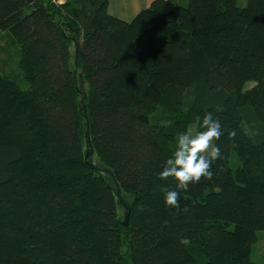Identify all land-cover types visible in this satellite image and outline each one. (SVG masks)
Returning <instances> with one entry per match:
<instances>
[{
	"label": "trees",
	"instance_id": "trees-1",
	"mask_svg": "<svg viewBox=\"0 0 264 264\" xmlns=\"http://www.w3.org/2000/svg\"><path fill=\"white\" fill-rule=\"evenodd\" d=\"M183 1L153 0L126 22L109 0H0L27 84L0 74V264H256L264 0ZM79 75L94 155L132 200L127 226L84 163ZM208 112L224 130L221 158L168 207L162 188L175 181L157 174Z\"/></svg>",
	"mask_w": 264,
	"mask_h": 264
},
{
	"label": "clouds",
	"instance_id": "clouds-1",
	"mask_svg": "<svg viewBox=\"0 0 264 264\" xmlns=\"http://www.w3.org/2000/svg\"><path fill=\"white\" fill-rule=\"evenodd\" d=\"M223 134L224 130L219 119L214 118L213 114L208 112L203 116L198 127L176 135L173 153L157 174L160 180L171 178L175 181L174 190L162 188L166 206L179 208L180 191H187L190 183H198L202 177L211 179V165L221 158V149L215 141L219 140ZM228 137L233 139L235 132H229ZM179 242L181 244L190 243L186 238Z\"/></svg>",
	"mask_w": 264,
	"mask_h": 264
},
{
	"label": "rangeland",
	"instance_id": "rangeland-1",
	"mask_svg": "<svg viewBox=\"0 0 264 264\" xmlns=\"http://www.w3.org/2000/svg\"><path fill=\"white\" fill-rule=\"evenodd\" d=\"M153 0H147V3L143 5L140 9L146 8L150 2ZM171 3L186 6V3L183 0H167ZM246 0H238L237 5L239 7L245 6ZM128 7H124L122 4H116L115 0L112 2V6L108 10L109 14L115 16L119 19H122L126 22H129L135 14L132 13H124L123 9H127ZM19 61V48L8 34L7 31L0 30V74L8 75L10 78L19 82V84L26 88L27 84L22 80V74L18 67ZM254 85V82H247L244 85V89H248ZM196 123H192L189 129L195 128ZM240 166L238 159L235 154L232 153L230 156V167L234 170ZM251 260L256 264H264V231L256 232V242L251 247Z\"/></svg>",
	"mask_w": 264,
	"mask_h": 264
},
{
	"label": "water",
	"instance_id": "water-1",
	"mask_svg": "<svg viewBox=\"0 0 264 264\" xmlns=\"http://www.w3.org/2000/svg\"><path fill=\"white\" fill-rule=\"evenodd\" d=\"M27 5L31 4L32 2L36 0H23ZM75 66H76V61H75ZM78 93L80 95V101L78 105L79 113L80 116L84 119V135H83V140H84V152H83V158H84V163L88 166V168L93 171L100 173L102 177L104 178V181L106 185L109 187L110 191L112 192L116 206L119 210V212L122 215V224L124 226H127V221L132 205V200L130 199L129 196L124 194L116 181V178L113 174V172L107 168L103 163L99 161L97 157L94 155V150L91 144V139H90V130H89V123H88V117L86 114L85 110V100H86V92L84 89V83L81 75L78 76Z\"/></svg>",
	"mask_w": 264,
	"mask_h": 264
},
{
	"label": "crops",
	"instance_id": "crops-1",
	"mask_svg": "<svg viewBox=\"0 0 264 264\" xmlns=\"http://www.w3.org/2000/svg\"><path fill=\"white\" fill-rule=\"evenodd\" d=\"M112 2L113 0H109L108 10L112 6ZM115 2L116 4H122L124 7H128L127 9H123L124 13H131V10L134 9L132 13L135 14L141 10L140 8L147 3V0H115Z\"/></svg>",
	"mask_w": 264,
	"mask_h": 264
},
{
	"label": "built area",
	"instance_id": "built-area-1",
	"mask_svg": "<svg viewBox=\"0 0 264 264\" xmlns=\"http://www.w3.org/2000/svg\"><path fill=\"white\" fill-rule=\"evenodd\" d=\"M55 4H61L63 3V0H51Z\"/></svg>",
	"mask_w": 264,
	"mask_h": 264
}]
</instances>
